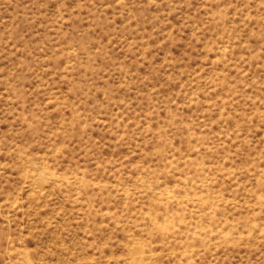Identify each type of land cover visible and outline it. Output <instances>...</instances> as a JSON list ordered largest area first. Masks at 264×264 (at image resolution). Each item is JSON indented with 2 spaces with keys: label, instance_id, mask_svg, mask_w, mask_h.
Wrapping results in <instances>:
<instances>
[{
  "label": "rangeland",
  "instance_id": "1",
  "mask_svg": "<svg viewBox=\"0 0 264 264\" xmlns=\"http://www.w3.org/2000/svg\"><path fill=\"white\" fill-rule=\"evenodd\" d=\"M142 263L264 264V0H0V264Z\"/></svg>",
  "mask_w": 264,
  "mask_h": 264
},
{
  "label": "bare ground",
  "instance_id": "2",
  "mask_svg": "<svg viewBox=\"0 0 264 264\" xmlns=\"http://www.w3.org/2000/svg\"><path fill=\"white\" fill-rule=\"evenodd\" d=\"M141 263V262H140ZM143 264V263H142Z\"/></svg>",
  "mask_w": 264,
  "mask_h": 264
}]
</instances>
